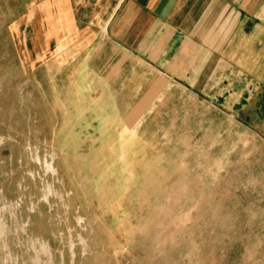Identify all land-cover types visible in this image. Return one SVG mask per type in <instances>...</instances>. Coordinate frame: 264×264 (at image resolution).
Here are the masks:
<instances>
[{"label": "rangeland", "instance_id": "374dc122", "mask_svg": "<svg viewBox=\"0 0 264 264\" xmlns=\"http://www.w3.org/2000/svg\"><path fill=\"white\" fill-rule=\"evenodd\" d=\"M5 23L0 264H264V85L222 132L186 115L103 148L43 115L42 54Z\"/></svg>", "mask_w": 264, "mask_h": 264}, {"label": "crops", "instance_id": "0c3cea01", "mask_svg": "<svg viewBox=\"0 0 264 264\" xmlns=\"http://www.w3.org/2000/svg\"><path fill=\"white\" fill-rule=\"evenodd\" d=\"M0 17L41 52L43 115L59 132L124 149L170 118L222 132L258 116L264 0H0Z\"/></svg>", "mask_w": 264, "mask_h": 264}]
</instances>
